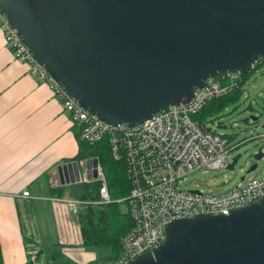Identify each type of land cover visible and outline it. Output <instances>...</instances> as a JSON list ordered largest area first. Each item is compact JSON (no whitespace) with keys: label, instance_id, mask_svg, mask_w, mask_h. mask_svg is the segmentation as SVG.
<instances>
[{"label":"water","instance_id":"obj_1","mask_svg":"<svg viewBox=\"0 0 264 264\" xmlns=\"http://www.w3.org/2000/svg\"><path fill=\"white\" fill-rule=\"evenodd\" d=\"M0 11L66 92L111 124L148 120L189 102L208 78L264 58V0H0ZM262 159L259 147L248 172ZM98 162L87 160L89 179ZM82 170L57 167L62 183L81 182ZM130 264H264V197L174 220Z\"/></svg>","mask_w":264,"mask_h":264},{"label":"built area","instance_id":"obj_2","mask_svg":"<svg viewBox=\"0 0 264 264\" xmlns=\"http://www.w3.org/2000/svg\"><path fill=\"white\" fill-rule=\"evenodd\" d=\"M0 30L15 58L26 63L30 73L46 83L60 99L72 123L80 131V137L91 144L107 140L114 156L125 161L132 185L126 199L133 225L122 237L121 254L111 260H97L90 264H130L140 254L153 252L165 241L166 227L170 222L198 214L228 215L233 209L264 197V174L242 180L232 188L219 192L191 190L182 186V182L194 171L228 169L233 150L244 142H233L228 135L214 129L212 124L223 127L224 122L219 119L202 121L200 118L210 101L245 87L243 71H228L208 78L189 102L171 104L148 120L134 125L111 124L88 111L66 92L63 85L34 57L1 11ZM263 59H255L251 70L262 67ZM253 139L264 141V132L255 131L246 140ZM262 149L264 151L263 145ZM82 166L87 170L86 164ZM97 171V179L85 176L82 181L99 180L102 185L99 198L94 202L110 203L112 197L100 163ZM14 196L43 198L33 196L29 190ZM51 200L66 203L73 214H78L80 206L87 203L74 197H54ZM34 251L32 260L36 258L37 249Z\"/></svg>","mask_w":264,"mask_h":264},{"label":"crops","instance_id":"obj_3","mask_svg":"<svg viewBox=\"0 0 264 264\" xmlns=\"http://www.w3.org/2000/svg\"><path fill=\"white\" fill-rule=\"evenodd\" d=\"M77 131L60 99L15 58L0 30V240L6 264H48L43 255L52 253L44 249L31 261L40 246L62 253L57 259L64 264H90L107 254L86 249L77 214L51 200L71 198L70 186L79 183H62L57 171L77 161ZM85 176L82 170L81 182ZM52 187H64V195L52 194ZM25 190L43 198L14 196Z\"/></svg>","mask_w":264,"mask_h":264},{"label":"trees","instance_id":"obj_4","mask_svg":"<svg viewBox=\"0 0 264 264\" xmlns=\"http://www.w3.org/2000/svg\"><path fill=\"white\" fill-rule=\"evenodd\" d=\"M264 62V59H263ZM250 72H244V83L249 78ZM244 88L224 95L210 101L200 114L202 121H217L221 113L231 102L235 101ZM79 139V151L75 159L84 160L88 157L97 158L102 165L106 175L109 191L112 201L106 204H95L99 198L101 182L91 180L89 182H79L70 186L71 196L86 200L87 203L80 206L77 221L80 226L82 236V245L89 250H107V254L99 260H111L122 252V237L131 229L133 220L128 211V200L126 199L131 193V180L126 170V164L123 159L114 156L111 146L107 140L95 144L88 143L80 137V131L76 132ZM52 194L64 195V187L51 188ZM29 239V238H28ZM30 243L39 246L31 238ZM37 248V247H36ZM44 252L51 251L54 258H60L62 253L56 254L54 250L40 246ZM38 251L36 253V256ZM32 261V259H31ZM0 264H6L0 240ZM66 264H72L66 261Z\"/></svg>","mask_w":264,"mask_h":264},{"label":"rangeland","instance_id":"obj_5","mask_svg":"<svg viewBox=\"0 0 264 264\" xmlns=\"http://www.w3.org/2000/svg\"><path fill=\"white\" fill-rule=\"evenodd\" d=\"M255 116H258L257 120L253 118ZM218 121L224 122V125L218 128L216 124H212L214 129L228 135L233 142L244 141L233 150L231 159L239 153L242 156L233 170L208 169L192 172L182 182V186L186 189L225 191L243 182V176L249 179L264 174V159L258 161L257 169L248 172L250 166L255 162L254 154L257 153L259 147L262 145L264 147V141L246 140L255 131L264 132V65L256 70H251L240 96L222 111ZM93 179H97V175ZM34 248L35 246L31 251ZM43 259H47L48 264H64L62 259L53 258L49 253H45Z\"/></svg>","mask_w":264,"mask_h":264},{"label":"flooded vegetation","instance_id":"obj_6","mask_svg":"<svg viewBox=\"0 0 264 264\" xmlns=\"http://www.w3.org/2000/svg\"><path fill=\"white\" fill-rule=\"evenodd\" d=\"M259 58V57H258Z\"/></svg>","mask_w":264,"mask_h":264}]
</instances>
